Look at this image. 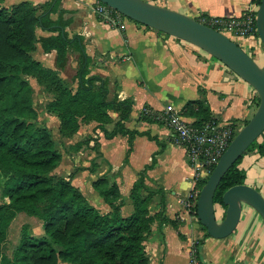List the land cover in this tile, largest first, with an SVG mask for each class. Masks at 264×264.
I'll return each instance as SVG.
<instances>
[{"label":"trees","instance_id":"obj_1","mask_svg":"<svg viewBox=\"0 0 264 264\" xmlns=\"http://www.w3.org/2000/svg\"><path fill=\"white\" fill-rule=\"evenodd\" d=\"M4 1L0 0V188L7 200L0 203V264H150L145 239L155 216L150 213L149 203L155 194H160V214H163L166 195L163 187L154 189L146 184V174L156 164V154L166 143L149 129L139 130L127 125L134 107L133 99L122 98L118 92L111 95L110 78L92 73L93 58L87 52L85 38L79 33L70 34L68 26L73 17L67 16L71 10L62 6V0H47L42 4L21 0L9 5ZM253 1L261 3V0ZM195 17L203 21V17L210 19L213 15L201 13ZM203 22L213 25L208 20ZM39 28L49 33L41 34ZM256 34L259 36L258 30ZM38 44L45 52L55 50V65L60 69L67 66L71 47L78 51V68L72 84L34 56ZM44 72L50 78L48 89L56 91L47 109L59 117L62 135L73 136L83 122L96 120L94 132L71 144L70 149L78 151L93 141L91 147L100 155L98 130L107 138L119 133L128 136L126 159L133 150L136 135H147L160 143L161 149L154 152L152 162L144 166L134 182L131 190L134 210L130 214L122 213L117 182H110L106 177L93 181L100 195L111 204L112 209L104 212L74 183L81 166L65 176L54 173L63 152L57 146L53 129L36 122L38 111L27 78V75L39 77ZM254 99L255 104H259L257 91ZM111 111L118 112L112 129L106 125L113 119ZM181 113L193 117L195 124L215 118L203 97L187 100ZM165 114L146 104L139 119L167 124ZM251 150L264 155V131L225 173L215 191V204L226 208L224 192L234 184L246 182L247 172L241 162ZM208 176L195 183L193 191L197 189V192H193V197L196 201L192 209L196 214L200 190ZM20 211L40 218L45 233L32 234L31 224L25 223L11 256L2 246L12 220ZM202 226L205 234L211 235L203 223Z\"/></svg>","mask_w":264,"mask_h":264},{"label":"crops","instance_id":"obj_2","mask_svg":"<svg viewBox=\"0 0 264 264\" xmlns=\"http://www.w3.org/2000/svg\"><path fill=\"white\" fill-rule=\"evenodd\" d=\"M19 1L5 0L4 4ZM30 1L42 4L47 0ZM97 1L62 0V6L71 10L67 16L73 17L68 30L71 35L79 33L84 36L87 52L93 58L92 73H101L110 78L111 95L118 92L122 98L133 99L134 107L127 125L139 130L149 129L166 143L165 148L156 154V164L146 174V184L154 189L163 187L166 195L163 214H160V194H155L149 203L150 213L155 216L151 232L145 239L150 264H191L192 253L203 264H264V255L261 261L254 258L255 248L264 250V243L248 242L244 237L248 231L247 226H240L243 211L238 223L240 227L237 225L230 235L219 238L205 234L202 222L192 209L196 201L193 192L196 194L197 189L193 191L196 180L185 146L173 139L168 124L139 119L146 104L161 113L181 112L187 100L203 97L217 120L222 123L234 122L240 129L254 113V86L222 60L185 39L131 18L125 19V27L104 20L95 10ZM152 1L193 16L201 13L234 16L247 9H258L253 0ZM38 31L41 34L49 33L41 28ZM252 40L256 45L257 37ZM39 48L43 50L41 44H38ZM52 52L56 54L55 50ZM111 115L113 119L106 123L110 129L114 127L118 112L111 111ZM95 124L96 120L86 122L79 133L85 130L92 132ZM98 133L101 154L97 155V151L91 147L93 141L90 146L85 145L82 150L89 147L84 150L89 159L78 165L82 168L77 171L73 181L80 187L83 184L97 199L95 205L104 212L112 209L111 204L100 195L93 181L106 177L110 182H117L121 190V210L128 215L134 210L131 197L134 182L144 166L152 162L154 152L160 150L161 145L147 135H136L133 150L126 159L129 147L127 135L119 133L107 138L101 130ZM241 165L246 168V182L264 194V155L256 150L250 151ZM58 167L54 169L56 174H60L56 172ZM79 176L84 179L81 180L82 184L78 182ZM215 206L216 212L218 208L222 213L226 209L220 204Z\"/></svg>","mask_w":264,"mask_h":264},{"label":"water","instance_id":"obj_3","mask_svg":"<svg viewBox=\"0 0 264 264\" xmlns=\"http://www.w3.org/2000/svg\"><path fill=\"white\" fill-rule=\"evenodd\" d=\"M146 25L185 39L208 51L236 71L257 90L260 102L253 115L236 133L200 190L197 215L215 237H226L237 227L244 203L255 207L264 219V194L247 182L230 186L223 194L225 215L217 216L214 195L232 164L264 131V64L227 33L186 12L151 0H101ZM257 29L264 44V0L257 9Z\"/></svg>","mask_w":264,"mask_h":264},{"label":"rangeland","instance_id":"obj_4","mask_svg":"<svg viewBox=\"0 0 264 264\" xmlns=\"http://www.w3.org/2000/svg\"><path fill=\"white\" fill-rule=\"evenodd\" d=\"M152 1V0H151ZM258 5V4H257ZM259 7V5H258ZM199 15V14H198ZM256 37L258 39L256 45H253V43L250 45V41L246 43V49L248 52L252 54L256 58V60L263 65L264 64V44L261 40V38L256 34ZM260 40V41H259ZM253 41V40H252ZM34 56L41 60L45 66H48L52 69H54L59 76L64 79V81L72 84V79L75 75V72L78 68V51H76L73 47L70 49L69 54V61L67 66L64 69L57 68L55 65V53L54 52H48L44 53L41 48L37 49L33 52ZM27 78L29 79L31 85H32V97H33V103L35 108L38 111V117L36 118V122L40 125L49 126L53 129L54 137L57 141V146L62 150L64 157L62 161L59 164V167L56 169V172L60 173V175H67L71 170H74V167L79 168L86 160L89 159L87 153L82 150V152H77L75 150L70 149L71 144L75 143L77 140L83 138L88 132L83 131L82 133H79L83 127H85V123L83 122L79 131L75 133L73 136L67 137L61 134L59 130V119L54 115V112H50L47 109V103L54 97L56 91L48 89L47 82L50 80L47 74L39 75H27ZM40 78V79H39ZM76 83V82H75ZM255 88V87H254ZM256 90V89H255ZM257 91V90H256ZM258 104H255V110L257 109ZM90 122V121H89ZM87 122V123H89ZM94 128V127H93ZM92 128V130H93ZM239 130V128H238ZM94 132V131H92ZM90 132V133H92ZM86 150L89 147H85ZM85 150V151H86ZM254 151V150H251ZM250 152V151H249ZM74 154V155H73ZM247 154V153H246ZM245 154V155H246ZM244 155V156H245ZM244 158V157H243ZM243 161V160H242ZM242 163V162H241ZM199 179V178H197ZM83 179L82 176H79L78 182ZM81 181V184L82 182ZM197 181V180H196ZM81 189L84 191V193L91 198V202L93 204L97 203V199L90 194L89 190L86 189L85 186H83ZM100 196V195H99ZM88 197V198H89ZM89 198V199H90ZM7 200V197H4L2 194V190L0 188V203ZM243 219L240 221V226H247L246 235L244 237H247L248 242L249 240L254 241L255 243H264V219L262 215L259 213V211L253 207L252 205L248 203H244L243 208ZM225 212V211H224ZM224 212L220 210V208L217 209V216L221 220L224 217ZM25 223L31 224V233L36 235H42L45 233L43 221L34 216L30 215L25 211H20L16 215V217L12 220L9 229H8V238L6 242L2 246V250L9 255H13L14 249L16 248L17 244L20 241L21 233H22V227ZM239 226V225H238ZM239 226V227H240ZM263 240V241H262ZM261 241V242H260ZM256 254L254 257L255 259L261 261L262 256L264 255V250L259 249L257 250L255 248Z\"/></svg>","mask_w":264,"mask_h":264},{"label":"built area","instance_id":"obj_5","mask_svg":"<svg viewBox=\"0 0 264 264\" xmlns=\"http://www.w3.org/2000/svg\"><path fill=\"white\" fill-rule=\"evenodd\" d=\"M114 9L101 0L96 2L95 10L104 20L125 27V19L129 17ZM256 18V11L247 9L244 13L234 16L214 15L210 19L203 17V21L208 20L213 25L216 24L215 28L230 35L246 49L247 40L251 45L252 38L256 37ZM163 118L167 120L174 139L185 146L195 180L210 174L238 131V126H234L233 122L222 123L213 118L203 124H195L194 119L178 111H167ZM191 264L203 263L192 253Z\"/></svg>","mask_w":264,"mask_h":264}]
</instances>
